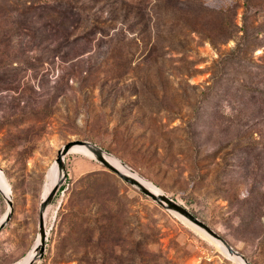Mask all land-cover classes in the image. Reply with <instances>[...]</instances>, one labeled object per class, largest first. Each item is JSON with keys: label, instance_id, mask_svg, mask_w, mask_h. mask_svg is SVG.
<instances>
[{"label": "rangeland", "instance_id": "1", "mask_svg": "<svg viewBox=\"0 0 264 264\" xmlns=\"http://www.w3.org/2000/svg\"><path fill=\"white\" fill-rule=\"evenodd\" d=\"M71 139L264 264V0H0V264H238Z\"/></svg>", "mask_w": 264, "mask_h": 264}, {"label": "water", "instance_id": "2", "mask_svg": "<svg viewBox=\"0 0 264 264\" xmlns=\"http://www.w3.org/2000/svg\"><path fill=\"white\" fill-rule=\"evenodd\" d=\"M73 146L84 147L88 152H90L92 154L93 159H95L98 163H100L105 169H107L108 171L115 174L119 179H121L125 183H128L129 185L134 186L139 192H141L142 194L147 196L150 200L155 202L157 205L161 206L162 208H164L166 210H170L173 213L181 216L182 218H184L189 223H191L194 226L203 230L211 238L219 241L220 244L224 247V249L226 250V252L228 254H233V255L239 256L237 251L232 249V247H230V245L220 235H218L216 232H214L208 225H206L203 221L198 219L195 215H193L184 206L180 205L179 203H177L176 201H174L172 198L168 197L166 194H164L161 191L155 192V191L148 189L146 186H144L142 183H140L136 178H134L130 174L120 171L119 169L114 167L106 159V157H105L106 152L101 147H99L93 143H90L88 141L80 140V139H71V140L64 142L56 152L55 163L57 166V173H58L59 177H58V180L53 185V187L45 195V197H43L41 199L40 204H39V209H38V223H37L38 244H37V247H34V248L35 249L38 248L39 255L42 251L44 234H45L44 222H43V211H44L46 205L50 202L53 194L55 193V191L58 187V183L60 182V180L64 174L62 158L66 153L69 152V150ZM122 164L125 165L124 163H122ZM0 194H1V192H0ZM2 197H3L7 207H6V211L4 213V216H3L2 220L0 221V229L8 221L10 214H11L10 196L5 197L4 195H2ZM33 260H34V256L32 255V257L30 259H28L25 264H31L33 262ZM242 260L246 263V261L244 259H242Z\"/></svg>", "mask_w": 264, "mask_h": 264}, {"label": "bare ground", "instance_id": "3", "mask_svg": "<svg viewBox=\"0 0 264 264\" xmlns=\"http://www.w3.org/2000/svg\"><path fill=\"white\" fill-rule=\"evenodd\" d=\"M69 152H78V153H81L91 159H93V156L90 152H88L84 147L82 146H73ZM68 152V153H69ZM105 157L106 159L114 166L116 167L117 169H119L120 171L122 172H125V173H128L130 174L131 176H133L134 178H136L140 183H142L144 186H146L148 189L152 190V191H158L156 190L151 184H149L147 181H145L144 179L140 178L139 176L135 175V174H132V171L126 167L125 165H123L120 161L116 160V158H114L113 156L105 153ZM58 173H57V168L55 166H53L47 173V177H46V184H45V187H44V195L43 197L48 193V191L53 187V185L55 184V182L58 180ZM0 192L2 195H4L5 197L6 196H9V185L3 175V173L0 171ZM45 210L46 208L44 209L43 211V219H44V216H45ZM179 216V215H178ZM181 217V216H180ZM182 218V217H181ZM184 219V218H183ZM2 220V219H1ZM0 220V221H1ZM188 222V221H187ZM191 224V223H190ZM192 226H194L192 224ZM194 228L197 229V231H200L202 232L203 230H201L200 228L194 226ZM205 235V234H204ZM208 236V235H207ZM37 244H38V241H37ZM36 244V245H37ZM221 249V248H220ZM33 255V251L28 254L22 261H20L19 263L17 264H25L27 262L28 259H30ZM233 255V254H231ZM235 257V259L237 260L238 264H246L239 256H236V255H233ZM232 256V257H233Z\"/></svg>", "mask_w": 264, "mask_h": 264}]
</instances>
